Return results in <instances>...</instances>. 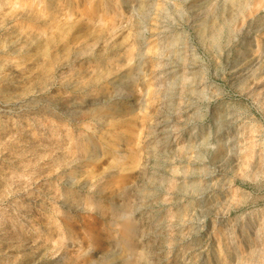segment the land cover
Returning a JSON list of instances; mask_svg holds the SVG:
<instances>
[{
	"label": "rangeland",
	"instance_id": "1",
	"mask_svg": "<svg viewBox=\"0 0 264 264\" xmlns=\"http://www.w3.org/2000/svg\"><path fill=\"white\" fill-rule=\"evenodd\" d=\"M0 264H264V0H0Z\"/></svg>",
	"mask_w": 264,
	"mask_h": 264
}]
</instances>
